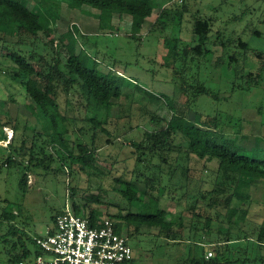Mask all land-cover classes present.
Segmentation results:
<instances>
[{"label":"rangeland","instance_id":"rangeland-1","mask_svg":"<svg viewBox=\"0 0 264 264\" xmlns=\"http://www.w3.org/2000/svg\"><path fill=\"white\" fill-rule=\"evenodd\" d=\"M36 1L21 0L30 7ZM42 3L47 5L46 1ZM157 4L158 8L152 17L137 31L131 16L124 15L121 18L64 1L61 3L55 32L45 30L41 34L37 46L40 54H46V51L51 53L49 39L54 38L56 43L64 44L75 39L82 64L88 68L96 64L103 73L116 72L126 79L124 95L120 100L113 101L108 118L105 110L97 111L92 105L87 108L86 100L75 94L70 97L69 105L64 96L60 101L61 114L69 120L64 122L57 118L56 125H53L50 118L40 115L33 108L24 90L12 82L5 72L10 63L0 58V264H9L8 252L18 241V236L8 234L12 229L16 228L25 234L28 248L35 251L29 239L46 236L51 217L66 206H72V185L89 189L87 193H79L78 201L84 195L99 196L103 204L97 208L104 217L117 214L118 205L126 207V202L115 191L119 186L114 179H135L132 173L135 164L132 143L141 141L147 131L159 130L168 124L178 126L180 123V119L173 115L164 101L172 97L182 99L169 64L175 61L173 45L176 40L193 43L192 21L197 11L212 18L208 46L213 54L205 60H188L185 76L191 84V78H199L217 99L206 96L198 98L192 105L190 118L193 119L197 111L204 116H217L224 134L231 139L236 137L241 142L239 146L232 144L231 149L264 161V74L261 72L258 85L246 86V75L249 72L258 74L262 67L254 51L264 53V0H157ZM183 4L187 5L188 13L183 15L179 24L176 9ZM164 9L169 12L168 22L172 17L176 21L175 25L170 23L160 30L159 25L155 24ZM254 31H258L260 36L254 35ZM131 35L135 37L131 38ZM238 38L249 44V51L233 46V41ZM220 41L230 46L223 49ZM234 53H237L238 63L229 66L228 58ZM63 59H66L65 54ZM219 60L225 65H219ZM176 61L175 69L180 71L182 60ZM34 65L40 70L38 62H34ZM96 114L99 121H107L105 127L109 134L98 132L95 141L98 170L91 176L85 171L70 184L68 171L65 177H55L44 170H25L34 132L46 131L58 143L61 142L60 136L67 132V141L62 144L66 148H71L73 141L92 143V125L86 119ZM78 129L85 133L82 138L78 137ZM24 138L27 150L17 156L16 148L13 149L20 166H3V161L9 155V144L19 147ZM109 139L115 143H107ZM42 142L39 140L40 144ZM174 157H178L180 168L173 183H185L183 173L188 169V196L179 202L180 193L165 194L161 199V207L168 214L166 224L162 229L144 230L141 235L130 240L134 251L130 264H179L193 257L207 256L208 251H213L215 256L214 247L222 241L218 234V230L226 226L222 220L209 234L203 230L204 222L194 223L198 231L193 234L190 232L193 229L187 228L181 244H173L165 237L164 233L171 226H178L180 219L185 225H191V217L183 215V211L196 204L195 193L212 189L218 170L217 161L199 160L187 154L184 148L174 152ZM57 165L53 164L52 167L57 168ZM23 173L27 174L26 191L20 187ZM251 194L252 205L246 221H240V212L235 215L234 211H230V219L239 223L231 227L236 236L234 239L240 237L239 241L230 243L234 250L254 242L263 218L264 188H253ZM172 196L175 199H171ZM203 203L196 205L201 207ZM237 207L239 204L235 203L234 208ZM245 236H248L247 240ZM28 264H34V254Z\"/></svg>","mask_w":264,"mask_h":264},{"label":"trees","instance_id":"trees-1","mask_svg":"<svg viewBox=\"0 0 264 264\" xmlns=\"http://www.w3.org/2000/svg\"><path fill=\"white\" fill-rule=\"evenodd\" d=\"M42 1H46L47 5L44 6ZM64 1L81 7H90L99 12H109L121 18L124 15L131 16L134 29L138 31L157 10V0H37L32 7L24 5L21 0H0V58L10 63L9 69L5 72L12 82L24 90L33 108L40 115L50 118L53 125H56L57 118L66 122L69 119L61 114L60 101L64 96L69 105L70 97L76 94L86 100L87 108L92 105L97 111L105 110L108 118L113 101L120 100L124 95L126 79L122 75L116 72L103 73L96 64L92 68L82 64L75 39L64 44L56 43V40L52 38L49 39L51 53L46 51L47 53L42 55L37 51L41 34L45 30L55 32L61 3ZM176 10L180 24L183 15L188 13V7L183 4ZM168 15L169 12L164 9L157 18L155 26L159 25L160 30H164L165 25L170 23L175 25L176 19L172 17L168 22ZM156 29L155 27L154 30ZM211 33L212 18L197 11L192 21L193 43H186L180 39L173 45L175 61L169 65L173 69V79L181 92L182 99L176 100L172 97L164 101L173 115L180 119V123L178 126L168 124L159 130L147 131L141 141L132 143L135 160L132 173L135 179L130 181L121 177L114 179L119 186L115 191L121 196L123 202H126V207L118 205L117 214H108L104 217L97 208L103 204L100 197L84 195L78 201L79 193H87L89 189L72 185L70 187L71 208L76 215L88 219L91 224L99 223L102 219H110L119 229L124 230L129 241L141 235L144 230L162 229L168 214L161 207V199L165 194L174 192L180 193L179 202L188 196V169H185L183 173L185 183H173L180 168L178 157H174V152H180V149L184 148L187 154L199 160L217 161V175L211 190L206 192L200 190L194 195L196 204L204 202L203 206L195 204L183 211V215L191 217V225H185L180 219L178 226L173 225L164 233L165 237L173 244H181L187 228H192L190 232L193 234L198 231L194 223L204 222L203 230L208 234L220 220L226 226L218 230L222 241L217 242L214 247L215 256L209 259L206 255L193 257L179 264H264V214L254 242L237 250L230 247V243L240 240V237L234 239L236 236L231 231L232 225L239 223L230 219V211H234L235 215L240 212L238 218L240 221H246L252 205L251 189L264 188V161L231 149L232 144L239 146L241 142L236 137L231 139L224 134L217 116H204L197 111L194 118H190L192 105L198 98L206 96L217 99L211 89L207 88L199 78H191L193 81L191 84L185 76L188 60L190 62L198 59L205 60L213 54L208 46ZM253 34L260 36L258 31H254ZM218 36L220 40L219 33ZM134 37L131 35V38ZM233 43L237 49L244 51L250 49L249 44L241 38ZM220 45L223 49L230 46L224 41H220ZM26 50H29L27 54ZM254 52L256 58L262 62V67L258 74L249 72L246 75L247 87L258 85L261 72L264 74V53ZM63 54L66 59H63ZM49 55H51L50 58ZM177 59L182 60L180 71L175 69ZM228 60L229 66L237 64V53L230 55ZM34 62L41 65L40 70L36 68ZM218 64L225 65L220 60ZM86 120L92 125V143L73 141L71 148L62 146L67 141V132L60 136L61 142L58 143L48 136L46 131L41 133L33 131L31 147L28 149L30 158L25 170H44L55 177H65L68 171L67 177L70 184L76 176L79 177L85 171L91 176L98 170L95 145L98 132L107 134L109 132L105 127L107 121H99L97 114ZM77 132L78 137L81 138L85 134L82 129H78ZM39 140L43 141L42 144ZM107 143L113 145L115 141L109 139ZM8 148L9 155L3 161V166L17 168L20 164L15 155L18 156L27 150V141L25 138L22 139L19 147L10 143ZM14 148H16L15 155ZM53 164H58L57 168H53ZM76 166L79 168L77 169ZM26 179L27 174L23 173L20 187L24 191H26ZM246 190L247 193H245ZM171 199H175V196ZM235 203H238L239 207L234 208ZM63 210L51 217L49 234H53L56 218ZM3 217L2 215L1 218ZM8 234L18 236V241L8 252L9 264L29 262L33 254L39 255L35 239H29L35 247V251L32 252L25 242L27 239L25 234H21L16 228ZM245 239L247 240L248 236H245Z\"/></svg>","mask_w":264,"mask_h":264},{"label":"built area","instance_id":"built-area-1","mask_svg":"<svg viewBox=\"0 0 264 264\" xmlns=\"http://www.w3.org/2000/svg\"><path fill=\"white\" fill-rule=\"evenodd\" d=\"M35 242L39 255L34 256V264H130L134 258L123 229L110 219L91 224L70 206L57 216L53 234L47 232ZM213 256L208 251L207 259Z\"/></svg>","mask_w":264,"mask_h":264},{"label":"bare ground","instance_id":"bare-ground-1","mask_svg":"<svg viewBox=\"0 0 264 264\" xmlns=\"http://www.w3.org/2000/svg\"><path fill=\"white\" fill-rule=\"evenodd\" d=\"M12 135V134H11Z\"/></svg>","mask_w":264,"mask_h":264}]
</instances>
